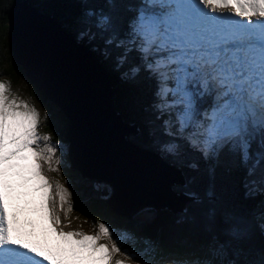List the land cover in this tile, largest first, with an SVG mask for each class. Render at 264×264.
<instances>
[{"label": "snow or ice", "instance_id": "1", "mask_svg": "<svg viewBox=\"0 0 264 264\" xmlns=\"http://www.w3.org/2000/svg\"><path fill=\"white\" fill-rule=\"evenodd\" d=\"M81 36L102 39L106 55L123 48L119 63L138 50L157 80L162 101L157 107L175 113L182 133L195 129L189 134L194 146L203 137L205 155L231 144L242 160L248 159L252 133L264 131V0H145L125 39H118L107 16L97 32L85 29ZM189 86L198 92L202 88L201 95L215 94L203 120L196 118ZM8 93L0 82V264H127L114 259L116 253L142 259L122 252L103 221L95 222L94 234L65 231L74 210L73 192L50 179L43 167L59 172V142L39 133L40 113L34 105ZM102 238L110 243H101ZM223 254V246L210 247L195 264H239L216 259ZM232 254L240 255L237 249Z\"/></svg>", "mask_w": 264, "mask_h": 264}, {"label": "trees", "instance_id": "2", "mask_svg": "<svg viewBox=\"0 0 264 264\" xmlns=\"http://www.w3.org/2000/svg\"><path fill=\"white\" fill-rule=\"evenodd\" d=\"M13 2L0 0V79L6 80H15L21 74L26 76L8 47L7 14ZM27 3L56 21L98 61L108 75L112 111L121 124L135 128V133L125 136L126 141L138 150L158 155L183 177V184L172 185L174 191L190 197L182 211L146 208L122 220L123 225L134 229L133 251L149 261L171 257L177 264L188 261L195 264L206 257L210 247L223 246L224 254L216 257L218 260L264 264V184L259 183L264 178V131L257 128L252 133L247 160H242L231 144L201 155L197 144L194 146L189 139L194 130L188 128L182 133L175 113L155 106L159 98L158 83L138 50L126 53L125 62L119 63L116 57L123 48H113L112 54L106 55L102 39L90 41L81 36L85 29L97 32L101 18L107 16L118 39H125L145 0H27ZM89 12L92 16H87ZM133 69L137 71L133 73ZM28 84L39 101L47 105L48 119L42 120L43 131L50 134L51 141L69 143L73 123L68 115L54 101L45 99L30 80ZM191 88L196 118L203 120L213 97ZM51 105L58 110L52 112ZM170 119L173 123L165 125ZM169 131L173 138H169ZM84 173L69 167L64 180L70 183L76 199L83 202L80 212L89 221H108L117 214L115 206L106 201L109 190L94 188V178L89 177V172V178ZM94 189L99 197L92 195ZM233 249L239 250L240 255L233 256Z\"/></svg>", "mask_w": 264, "mask_h": 264}, {"label": "water", "instance_id": "3", "mask_svg": "<svg viewBox=\"0 0 264 264\" xmlns=\"http://www.w3.org/2000/svg\"><path fill=\"white\" fill-rule=\"evenodd\" d=\"M7 20L8 47L14 60L23 66L27 79L32 82L42 96L58 104L68 115L71 123L74 124H71L68 139L70 149L75 152L78 150L79 154L74 152L75 155L71 157L72 159L77 158L79 162H85L83 164L85 167L75 166L82 172L90 171L89 177H93L95 180L98 177L111 184L113 192L106 201L113 205V203L118 202L117 199H120L121 195L125 194L128 201H121L123 204H118V208L134 204L131 209H135H132L133 212L130 215L127 214V217H131L135 211L145 207L144 203L154 209L166 208L172 212L182 211L184 203L190 197L172 189V185L175 183H184L182 175L176 169L166 165L158 155L138 150L126 141L125 136L130 132L135 133V128L128 124V126L121 124L119 117L112 111L111 94L107 91L106 86L104 87L109 95L107 97L109 107H105L106 104H104L107 99H102V95L101 98L99 97L98 93L103 91L101 89L103 76L107 80L108 89H110L108 75L103 73L92 53L73 41L56 21L39 13L27 3V0H14L8 11ZM61 35L67 37L75 49L79 50L77 56L80 58L79 60H93L92 66H89L94 73L93 78L86 76L84 69L83 72L79 70L82 66L75 64L76 57L75 55L71 56V47L62 41ZM59 43L66 46L67 52L71 50V54H68L69 57H65L63 51L57 52L55 50ZM99 71H102L104 75L99 74ZM102 107L104 111L110 114L109 117L111 118L107 119L112 120L117 127L120 125L118 128L121 131L118 133L117 143L120 146L124 144L123 148L126 150L123 156L115 154L112 158V154H109L108 157L101 148H98V138L102 134L98 110ZM101 116L105 117L102 112ZM91 145L92 150L90 149ZM125 145L140 152V156L136 157L135 152L129 151ZM93 151L96 152L95 156L92 155ZM77 160L74 159L75 162ZM133 165L135 171L132 168ZM102 170H105L107 174L97 173L102 172ZM139 182H143L147 188L138 186ZM94 191L98 193L96 189ZM146 191L149 192V197H143ZM127 195L130 196L129 199H127Z\"/></svg>", "mask_w": 264, "mask_h": 264}, {"label": "rangeland", "instance_id": "4", "mask_svg": "<svg viewBox=\"0 0 264 264\" xmlns=\"http://www.w3.org/2000/svg\"><path fill=\"white\" fill-rule=\"evenodd\" d=\"M62 34H64V33L62 32ZM61 36L63 38L62 41H65L66 45L71 47V50H72L71 56H74V55L78 56L79 55V52H78L79 50L75 49V47L72 45V43L70 42V40L67 37H65L63 35H61ZM85 50H83V51H85ZM92 61H93L92 59L91 60L89 59V60L84 61L85 63L81 62L83 64V65H81L82 69H86L87 68L89 70H92V68H90L92 66V63H91ZM83 67H85V68H83ZM102 71H104V70L102 69ZM102 71L101 72L99 71V74H101ZM82 72H83V70H82ZM102 78H103V80H102L103 81V86H106V88H107L108 87L107 80L104 78V76ZM28 81L29 80L27 79V77L24 74L18 75L15 80H9V79L6 80V78H1L0 79V82H4L9 87V93L8 94L10 96H15V97H17L19 99L26 100L30 105H34L38 109V111L40 113V123H39L38 131H39V133L41 135L49 134V133L43 131V129L41 128L42 127V120H43V118L45 116V113L48 114L47 105H45V104H43V103H41L39 101L37 94L35 95V93L32 91L31 86L28 84ZM169 86L171 87L172 85H169ZM101 89H102V87H101ZM188 90L193 93V91L191 90L190 87H189ZM107 91L109 92L108 88H107ZM158 91H159V87L157 89V92ZM108 96L109 95L106 94V97L104 98V100L107 99V100H105V103H104V104H106L105 107H109V100L107 98ZM100 98H101V95H100ZM192 98H194V94H193ZM165 99L168 100V102L170 103L172 98L169 96V97H166ZM160 103H162V101H161L160 98H158L157 102L155 103V106H157ZM193 105H194V99H193ZM57 110H58L57 107L51 105V111L52 112H55ZM160 110H162V109H160ZM162 111H164V110H162ZM210 112H211V110L208 111V113H210ZM191 130L195 131V129H193V128ZM168 136H169V138H173V135H168ZM202 139H203V137H202ZM51 142L54 143V144L56 142H59V144H58V146L60 148L59 155L61 157V163L59 165V169L60 170H59V172L48 171V165L44 164L43 167H44L45 174L50 179H52L54 181L55 180H59L61 183L65 184L67 187H69L71 189L70 183L67 182V180H64V176L66 174L67 168L76 167V166L85 167L83 165L85 162L82 163V162H79L77 160V158H73V159L71 158L72 155L73 156L75 155L74 154L75 151H73V149H70V144L69 143H65L64 141H55V142L51 141ZM171 143L169 142L168 144H171ZM170 146H171V148H173L172 144ZM126 147H128V146H126ZM197 148H199V146ZM203 148H204V146L202 147V150H203ZM90 149L92 150V145H91ZM127 149L129 151H131V152H135V156L136 157L140 156V152H138L134 148H131V147L129 148L128 147ZM217 149L209 150V151H211V153H214ZM93 152H94L93 154L91 153L92 155H94L96 153L95 151H93ZM204 152H205V150L201 151V153H202L201 155H204L203 154ZM75 153L79 154V151L76 150ZM74 159H76L77 161L75 162ZM110 168H112V166H110ZM86 173H88V172H86ZM86 173H84V175H86L88 177V174H86ZM97 173H101L103 175L107 174V172L105 170H102V172H97ZM89 176H90V171H89ZM94 181H95V183H94L95 187L94 188H99V189H101L103 187L108 188L109 194H108L107 198H109V196L112 195L113 191H112L111 184H109L105 180L99 179L98 177H97L96 180L94 178ZM72 192H73V200H74V210L71 213L68 214V219L71 220V224L68 227L65 228V231L73 230V229H80V230H83V231L88 232L90 234H94L98 230L97 226H96V223L89 221L88 217H86L85 214L80 212L83 202L78 200V199H76V193H75L74 190H72ZM93 196L94 197H99L98 193L95 192V191L93 192ZM123 196H125V194L121 195L120 199H117L118 202L113 203V205L115 206V209H116V210L114 209V212L117 211V214L115 213L111 218H109L108 221H105V223L110 225L113 234H117V235H114V238H117L119 240V244L121 246L122 252L135 253L133 251V242H134V240L136 238L135 237L136 235H134V229H132L130 226H127L126 224L123 225V221H122V220H124V218H127V216H126L127 214L130 215L133 212V210H135V209L134 208H132L133 210L131 209V207H133V205L132 206H125V207L118 208V204L119 205L123 204L121 202V201H124L123 200L124 199ZM136 208H138V207H136ZM146 208H152V207L151 206L142 207V208L138 209L137 211H135L133 215H136L137 213H139L140 211H142V210H144ZM61 217H62V220H64V214L63 213H61ZM66 222L67 221H65V223ZM49 239L51 241L53 240L52 242H56V239L53 238V237H50ZM101 243H110V241H108L107 238H102ZM114 259L125 260L127 262V264H145V262H147V264H177L176 261H174L171 257H167V258H164V259H161V260L156 259V260H153V261H151V260L149 261V260H147L146 258H143V257H142V259L129 258L128 255H123L122 253H116L115 256H114ZM188 264H191V263L188 261Z\"/></svg>", "mask_w": 264, "mask_h": 264}, {"label": "bare ground", "instance_id": "5", "mask_svg": "<svg viewBox=\"0 0 264 264\" xmlns=\"http://www.w3.org/2000/svg\"><path fill=\"white\" fill-rule=\"evenodd\" d=\"M39 39V38H38ZM77 42V41H76ZM55 50L57 51V52H59V51H63V55H65V57H69L68 56V54L70 53L71 54V50H69V52H67V49H66V46L63 44V43H59V45L57 46V48H55ZM75 60H76V62H75V64H79V65H83L82 63H85L83 60L82 61H80L79 60V58L75 55ZM82 62V63H81ZM87 69V68H86ZM86 69H84L85 71H86V76L88 75L89 76V78H93V75H94V73L91 71V70H86ZM79 70H83L82 68L81 69H79ZM104 72V71H103ZM82 75V74H81ZM85 76V77H86ZM111 83V82H110ZM108 88V87H107ZM99 90H101L100 88H99ZM102 92H99L98 93V95H99V97H100V95H102V99H104L105 97H106V94H107V92H106V90H105V87L103 86L102 87ZM104 97V98H103ZM104 102V101H103ZM105 103V102H104ZM108 105V104H107ZM104 107V106H103ZM103 107L101 108V109H99L98 110V120H99V125L101 126V131H102V134H101V137H99L98 138V148H101L107 155H108V157H109V154L111 155V157L113 158L114 156H115V154H117V156L120 154L121 156H123V154H125V150L126 149H124L123 148V145L122 146H120V145H118L119 143H117V137H118V133L121 131L118 127H120V126H116L113 122H112V120H108L107 118H111V117H109L110 116V114L109 113H107L106 111H104V109H103ZM107 110H109L108 108H107ZM101 112H102V114H103V116H105L104 118L101 116ZM100 116V117H99ZM114 121V120H113ZM73 122H74V120H73ZM98 122V121H97ZM126 122V121H125ZM116 123V122H115ZM74 125V124H73ZM119 129V130H118ZM125 129V128H124ZM96 140H97V138H96ZM96 148V147H95ZM113 152V153H112ZM116 156V157H117ZM72 158V157H71ZM130 159V158H129ZM165 159V158H164ZM133 161V160H132ZM132 161H130V162H132ZM133 169H134V171H135V167H134V165H133V167H132ZM144 171V170H143ZM133 174H134V172H132ZM139 174V173H138ZM142 174V173H141ZM138 176H140V175H138ZM136 177H137V174H136ZM142 186V187H146V186H144V183L143 182H139L138 183V186ZM147 188V187H146ZM141 190V189H140ZM143 194V193H142ZM142 196V195H141ZM124 198H126V196H123ZM129 197L130 196H128L127 195V199H129ZM143 197H149V192L148 191H146V193H145V195L143 196ZM131 199V198H130ZM133 199V198H132ZM144 200H145V198H143ZM124 201H128V200H126V199H123ZM147 204L145 203L144 204V206H146ZM133 206H134V204H133ZM54 238V237H53ZM51 241V240H50ZM53 241V240H52ZM51 241V242H52ZM53 244L55 243V242H52Z\"/></svg>", "mask_w": 264, "mask_h": 264}]
</instances>
